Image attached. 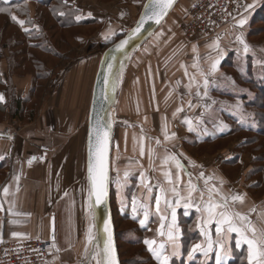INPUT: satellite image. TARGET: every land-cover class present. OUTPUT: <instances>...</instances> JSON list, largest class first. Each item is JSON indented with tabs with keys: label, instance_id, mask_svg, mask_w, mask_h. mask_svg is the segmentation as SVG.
Segmentation results:
<instances>
[{
	"label": "crops",
	"instance_id": "1",
	"mask_svg": "<svg viewBox=\"0 0 264 264\" xmlns=\"http://www.w3.org/2000/svg\"><path fill=\"white\" fill-rule=\"evenodd\" d=\"M2 1L9 3L17 0ZM242 1L243 5L253 3V0ZM73 2L79 11L77 16L81 17L79 21H91L92 31L87 34V28H82L83 32L70 44V47H55L58 56L52 60L53 63L50 66L54 75L45 84L33 122L20 124L16 120L7 119V116L3 121H0V157H3L0 159V205H2V209H0V249L7 242L39 239L47 246L46 264L75 263L72 262V253L59 251H55V255L50 253L51 248L57 250L60 245L70 244L74 241L71 233H68L70 231L68 220L71 219V214L66 203L74 191V182L78 174L77 167L84 164L85 143L82 144V141L80 142L76 136L77 143H67V138L73 134V131L76 130L75 135L81 132L83 140L84 132L81 129H76L77 124L75 123L74 126L71 115H66L68 112L66 99L69 98L70 108L78 107L77 116L81 117L84 101L87 98L88 103L91 98L93 76L97 71L101 52L118 36L128 31L139 15L145 0H111L106 2L73 0ZM117 6L115 13H111V7ZM108 8L109 10H106ZM29 10L30 16L33 17L35 7L29 4ZM245 15L248 17V21L243 31L247 43L254 49V54L250 53L244 57L245 71L241 72V57L237 52L239 46L233 43L234 34L240 29L232 28L234 20L220 27L217 36L222 37L220 44L225 49L226 55L216 74L218 84L209 89V97L205 100H201L196 95V87L191 89V94L186 87L189 83V76L196 74V69L191 67L196 55L192 48L193 45H196L200 57V67L206 72L209 63L205 58L210 54L216 55L206 45L215 40L217 36L195 35L188 37L182 29L161 26L142 47L134 52L120 77L116 100L119 113L121 116L134 119L138 126L133 129L120 127L113 130L112 159H117L116 166H114V178L124 184L123 188L119 186V192L125 197H128L126 192L132 186L130 200L133 195L141 202L145 200L146 189L140 186L139 179L141 172L145 173L150 186L153 187L150 201L151 214L147 227L144 228L147 232L146 239H160L156 233L160 221L155 211V196L159 194V187H163L167 198L174 202L170 191L173 185L168 184L162 175L163 171L170 170L173 180H175L177 174V169L172 162L162 166V160L167 153L176 154L184 166L185 171L180 172V183L177 186L182 195H186V185L189 179L186 173H191L193 183L199 189H204V181L198 179L199 173L203 171L206 177H215L210 183L219 184L220 180L223 181L221 190L225 195H243V203H235L234 208L241 213L249 214L258 228L264 227V217L260 216L261 213H264V189L253 176L255 157L250 151L251 146L243 143L245 137L241 136L242 132L230 131L231 121L239 118V115H234L229 106L240 102L243 114L247 117L243 122L245 129L252 128V116L248 114H253L254 107L251 103L254 98V88H264V69L259 63L264 58V40L259 41L258 38L264 35V0H256L255 7ZM74 20L77 21L76 17ZM176 22L177 20L173 21L172 25ZM128 25H130L129 28ZM88 45H99L105 48H95L99 51L98 54L94 53L95 49H90L87 52ZM67 52H77L68 64H66L67 59L64 55ZM86 53L88 55L84 56ZM89 54L88 60H82L89 57ZM47 59L51 60L48 57ZM181 65L187 68V76L185 67H181ZM87 70H89L88 75L90 76L89 81L86 80L88 87L86 91L85 89L78 90L77 82L72 80L76 74L82 73L78 83L85 86L84 77ZM222 76L231 77L237 90H233L225 83L221 79ZM0 78L4 84L6 81L10 84L9 91H7V87L0 89V94H3L5 98L4 102L7 99V92H13L15 98L23 99L31 86L30 75L7 74L5 60L0 62ZM196 79L199 81L201 77L197 74ZM71 81L73 82V91L69 95L67 85ZM170 93L171 95H169ZM213 101L216 103L213 104ZM189 102L194 106H200L189 107ZM205 103L211 105L214 114L205 115L203 123L199 124L195 131H188V126L184 121L192 119L195 125L196 119L204 111ZM180 107L183 108V111L174 116L176 109ZM13 122L17 123V129H13ZM220 122L226 124L227 129L221 131L218 127ZM165 125L169 135L175 133L174 139L165 140ZM227 133H229L226 135L228 139H234L228 143H219L220 139L218 138ZM239 136L241 137L238 138ZM133 137L136 138L135 151ZM141 137H143L144 145V156L142 157L140 156ZM56 138H60L58 143ZM157 140L161 142L159 145L156 143ZM149 149L154 150L151 165ZM181 153L183 155H180ZM33 157L35 159L29 165L28 160ZM190 162L196 166H191ZM126 170L130 175L125 183L123 174ZM17 176L20 177L18 182L15 179ZM5 187L9 188L7 196L3 193ZM206 198L207 192H205ZM194 199L196 203H199V192L194 193ZM123 208L131 210V205L126 204ZM253 208L256 209L255 212L250 211ZM161 209L162 211L164 209L163 201ZM57 211L61 214L64 213L65 227L60 230L57 226ZM188 212V215H184L183 207L177 208L178 223L180 226L196 232L198 235L196 242H198L202 239L196 228L200 214L196 212L195 208L188 209ZM11 213H17V215ZM129 214L132 215V213ZM142 218L143 209H138L137 223ZM53 220L54 231L51 233L50 224ZM138 225L140 226L139 223ZM149 228L151 231L148 230ZM14 232L21 235L14 237L12 235ZM53 235L55 236V248L52 247ZM232 235L235 256L242 252V259L247 264L246 246L239 250L235 249V234ZM199 259L203 258L198 255ZM209 263L214 264V254L213 258L208 261Z\"/></svg>",
	"mask_w": 264,
	"mask_h": 264
},
{
	"label": "snow or ice",
	"instance_id": "2",
	"mask_svg": "<svg viewBox=\"0 0 264 264\" xmlns=\"http://www.w3.org/2000/svg\"><path fill=\"white\" fill-rule=\"evenodd\" d=\"M174 0H150V3L145 5V12L141 15L137 27L129 33L128 38L121 40V42L115 45V51H123L125 46L137 35H139L144 28L145 24L149 21H153L159 24L163 17L167 14V10L172 7ZM256 0H253L251 4H244L242 7L244 11L238 13V17H233L235 23L232 25L233 29H240L239 32L234 34L233 43L238 45V55L241 57L240 61V71H245V60L250 53L254 54V49L247 43L244 26L248 21V17L245 13H248L250 9L254 8ZM0 11H9L8 9H0ZM64 15V13H60ZM123 15V14H122ZM13 21H16L24 26V21L18 20L15 15L11 16ZM80 16H76V20L79 21ZM26 32L27 28L24 29ZM222 37L217 36L210 44L206 45L212 52L216 55L211 54L205 58L209 63L208 70L205 72L200 67V57L198 54V49L196 45H193L192 51L195 53L194 62L191 65L192 68L196 69V74L189 76V83L186 86L191 94V89L196 87V95L200 97L201 100H205L209 97V89L212 86L218 84L217 73L219 72V66L221 61L226 55V51L221 47L220 40ZM127 58V57H126ZM115 59L114 57L112 58ZM260 66L264 69V58L260 60ZM108 73L111 75L112 63L107 65ZM181 67H185L181 65ZM122 74V73H121ZM201 77V80L196 79V75ZM185 75H188L187 68L185 67ZM221 79L227 83L233 90H237L235 82L232 81L231 77L222 76ZM120 77H117V82H119ZM104 83L107 85L109 83L108 76L104 78ZM179 83V82H178ZM115 85H113V90ZM201 89L203 90L201 92ZM243 91V90H240ZM171 95V93L169 94ZM107 99V97H106ZM5 100L3 94H0V103ZM213 104L216 102L213 101ZM189 107H196L200 105H192L191 102L188 104ZM204 111L201 113L200 117L196 119V124L194 125L192 119H186L184 123L188 126V131H195L197 126L203 123V117L205 115H213L214 112L211 105L204 104ZM234 115H239L241 122L243 123L247 117L243 114V107L240 102H237L233 106H229ZM183 111V108H177L174 116ZM251 116V114H248ZM221 131L227 129V125L220 122L218 125ZM111 123L104 124L99 117L96 118L95 123L90 125L89 141H88V202H89V219L93 222L92 226L95 225V221L98 219V209L102 206L107 205L108 196V185H109V150H110V133ZM93 133L95 134L93 136ZM165 140H172L175 138V133L169 135L166 131V125L164 128ZM11 138V137H9ZM134 140V151L136 138ZM157 145L161 142L156 141ZM118 151V146H117ZM167 153V150H166ZM149 163L152 164V157L154 155V150L149 149ZM180 155H183L182 153ZM140 156H144V145L143 137L140 138ZM3 159V157H0ZM35 157L28 160V164L31 165ZM172 162L177 169V174L175 180L170 170L163 171L162 175L168 184L173 185L170 189L172 196L174 197V202L172 199L167 198V193L163 187H159V194L155 196V211L159 217L160 226L156 229L157 236L160 239H144L143 244L146 245L148 252L151 254L153 259L157 264H175L176 260L183 261V264H208V261L213 258L214 254V264H229V261L233 259V235L234 237V247L239 250L246 246V261L247 264H264V227L258 228L257 225L250 218L249 214H244L239 212L234 208L235 203H243L244 196L240 194H232L230 196L225 195L222 192L223 181L220 180L219 184L210 183L215 177L205 176V173L201 171L199 173L198 179L204 181V189H199L196 184L192 181L191 173H186L189 177L186 185V195H182L178 190V185L180 183V172L185 171L184 166L181 164L177 155L174 153H167L162 160V166L168 165ZM138 163V162H137ZM191 166L196 165L190 162ZM130 173L125 171L123 174L124 182L128 180ZM18 182L20 177H15ZM140 186L146 189V195L144 202H141L139 198L133 195L131 200V211L132 219H137L138 209H143V218L138 220V223L142 228L147 227L149 221V216L151 214V204L153 187L150 186L148 178L144 172L140 173ZM117 184L123 188L124 184L117 180ZM18 190V189H17ZM199 192V203L195 202L194 193ZM205 192H207V198L205 199ZM5 196L9 193V188L5 187L3 189ZM67 195V193H65ZM164 203V209H161V203ZM183 207L184 215H188V209L195 208L196 212L199 213L196 228L199 230V235L202 237L198 242H193L186 251H182L181 237L182 230L178 223L177 208ZM2 209V205H0ZM170 210V212H169ZM255 212L256 209L250 210ZM17 215V213H11ZM264 217V213L260 214ZM14 223V222H13ZM54 225V220H53ZM214 225V228H213ZM92 226L89 227L87 233L88 243H92L95 240L94 247L97 249L95 255L91 259L96 260V264H118L116 258V251L112 240V229L110 220L104 219L102 221V230L97 231L95 235L92 232ZM151 231V229H148ZM54 231V227H53ZM12 235L19 236V233H12ZM102 241V243H101ZM55 245V236L53 235V245ZM59 251V249H57ZM87 254V248H85ZM198 255L203 259L198 260ZM99 257V258H97Z\"/></svg>",
	"mask_w": 264,
	"mask_h": 264
},
{
	"label": "trees",
	"instance_id": "3",
	"mask_svg": "<svg viewBox=\"0 0 264 264\" xmlns=\"http://www.w3.org/2000/svg\"><path fill=\"white\" fill-rule=\"evenodd\" d=\"M196 1L198 0L193 2ZM29 4L35 7L33 17L30 16ZM0 9L10 10V14L9 11H0V62L5 60L7 74L30 75L32 78L31 86L23 99L15 98L13 92H7L6 101L0 103V121H3L7 116V119L16 120L20 124L31 123L36 117L38 103L45 89V84L54 75L50 66L53 63L52 60L58 56L55 47H60L63 43H65L66 48L70 47V44L83 32L82 28H87L86 33L89 34L92 31L91 21L77 22L74 20L79 11L75 8L73 0H17L9 3L0 0ZM242 11H244L243 8ZM60 13H64V15H60ZM12 15H15L18 20L24 21V26L21 27L19 23L13 21ZM25 28L28 29L27 32L24 30ZM124 34L118 36L115 41ZM67 39L71 41H67ZM95 48L102 49L105 47L88 45L86 50L89 52L90 49ZM47 57L51 60H48ZM73 57L66 56V64ZM6 87L9 91V82L6 81L4 84L0 78V89H6ZM251 104L254 107L251 115L253 127L245 129L240 117H237L231 121L230 131L242 132L241 136L245 137L243 143L251 146L250 151L255 157L253 176L264 189V88H254V98ZM6 113L7 115H5ZM226 135L229 133L218 138L220 139L219 143H228L234 139H228ZM112 157L113 151L111 152V207V195L116 190L114 183L117 182L114 178V160ZM118 193H120L119 188ZM130 216L129 214L122 216L121 221L125 223L122 225V232L118 231L114 224L120 264H157L148 252L146 245L143 244L147 234L146 229L140 227L137 221ZM126 222L131 226H127ZM180 227L182 230V251H186L193 242L198 240V235L186 227ZM126 232L129 233V238L124 241L123 237ZM242 258V252L236 256L233 252V259L229 264H245ZM175 264H183L182 259L176 260Z\"/></svg>",
	"mask_w": 264,
	"mask_h": 264
},
{
	"label": "rangeland",
	"instance_id": "4",
	"mask_svg": "<svg viewBox=\"0 0 264 264\" xmlns=\"http://www.w3.org/2000/svg\"><path fill=\"white\" fill-rule=\"evenodd\" d=\"M193 3L194 2H192V0H181L178 3V6L173 10V12L169 15L167 20L161 26L162 27H176V28H179V30L182 29V23L185 21V19L187 17V13H188V11H189V9ZM117 8H118V6L113 7V8L111 7V13H115ZM106 10H109V8ZM178 15H180V16H178ZM175 20H177L176 24L172 25V22ZM134 22H133V24H134ZM127 27L129 28L130 25H128ZM260 27H262V26H260ZM258 38H259V41H262V40H264V35L260 36ZM67 41H71V40L67 39ZM62 46H65V43H63ZM96 49H98V48H96ZM96 49H95L94 53L99 54V51ZM75 54H77V52H69V53L67 52L64 55L65 56H74ZM101 54H102V52H101ZM133 54L130 57V60L132 59ZM86 55H88V53H86L84 56H86ZM89 58H90V54H89V57H87L86 59H82V60H88ZM88 74H89V70H87V72L85 74V77H84L85 81L86 80L89 81V79H90V76ZM95 74H96V72H95ZM95 74H94L93 78L95 77ZM81 76H82V73L76 74L74 79L72 78L73 79L72 81L77 82V83L76 82L75 83H76V87L78 90L85 89V91H86V88L88 87V81L85 82V86H84V84L78 83V79ZM72 81L67 85V91H68L69 95H71V92L73 91V88H72L73 82ZM93 81H94V79H93ZM91 84H92V80H91ZM91 84H90V86H91ZM57 88L58 87L56 86V89ZM53 90H55V89H53ZM90 96H91V94H90ZM68 99L69 98L66 99V103L68 104V112L66 113V115H71L74 126L77 124L76 129L77 130L81 129V131L84 132V140H83V134L81 135V132L78 135H75V132H76V130H75V131H73V134L69 138H67V143H77L76 139H75V136H76V137H78V139H80V142L82 141V144H83L86 142L87 113H88L91 98H89L88 103H87V98L84 101V110L82 112L81 117L77 116V111L79 110L78 107L77 108H70L69 103H68ZM86 106H87V108H86ZM80 109H81V105H80ZM108 115H109V121L113 125V128L119 129L120 127H122V128L125 127L128 129H133V127L138 126L136 124V122L134 121V119H132L131 117H126V116L120 115L119 110H118V102L117 101H116L114 108L109 112ZM13 123H14L13 129H17L18 128L17 123L16 122H13ZM59 140H60V138L59 139L56 138L57 143ZM83 161H84V164H82L81 166L78 165V167H77L78 174H77L76 180L74 182V191L72 192V194L70 195V197L68 199V202L66 203V207H67V209H69L70 214H71V219L68 220V226L70 225V231L68 233H71L72 239L74 241L70 244L60 245L59 246V252L72 253V255H73L72 262L74 261L75 262L74 264H96V260L91 259V257L93 255H95L97 252V249L94 247L95 243H94V241L92 243H88V239H87L88 229L90 226H92L93 222L90 221L89 216H88L89 202H88V183H87V179H86L85 154H84V160ZM114 161H115L114 166H116L117 159L115 158ZM114 188H116V190H115V192L113 191V193L111 195V202H112L111 210H112V215H113V223L117 226V230L122 232V230H123V229H121L122 225L125 224L121 221L122 216H126V214L132 213V211L129 208H127V209L123 208L126 204L131 205L130 192H131L132 186H131V189L129 191L127 190V192H126L128 197H125L123 194L118 193L119 185L117 184V182L114 183ZM56 215H57V226L59 227V230H60L61 228L65 227L64 213L61 214L59 211H57ZM130 217L132 218V215ZM115 225H114V227H115ZM126 225L131 226L128 224V222H126ZM58 227L56 228V231L58 230ZM92 232L95 235V231H94L93 226H92ZM128 238H129V233L126 232L124 234L123 239H124V241H127ZM146 238H147V234L145 236V239ZM85 248H87V254L85 252ZM55 251H57V250H54L51 248L50 253H52V255H55L54 254ZM97 258H99V257H97Z\"/></svg>",
	"mask_w": 264,
	"mask_h": 264
},
{
	"label": "water",
	"instance_id": "5",
	"mask_svg": "<svg viewBox=\"0 0 264 264\" xmlns=\"http://www.w3.org/2000/svg\"><path fill=\"white\" fill-rule=\"evenodd\" d=\"M180 0H174V3L171 8L167 10V14L163 17L159 24H156L153 21H149L145 24L141 33L135 36L128 45L125 46L123 51H115V45L119 44L121 40L128 38L130 32H132L138 25L141 15L145 12V5L150 3V0H145L139 15L137 16L134 24L131 28L118 40L111 43L103 52L97 67V71L94 77V82L91 91V99L89 104V109L87 113V128H86V142H85V159H86V179L88 183V141L90 133V125L95 123L97 117L104 123H109V112L114 108L117 100L118 94V84L117 77H121L127 62L134 52H136L140 47H142L148 39L161 27L167 17L171 14L175 6L179 3ZM115 58L114 60L112 58ZM127 57V58H126ZM112 63L113 67L111 70V75L108 73L107 65ZM108 76L109 83L105 85L104 78ZM113 85L115 88L113 90ZM107 97V99H106ZM111 123V122H110ZM113 125L111 124L110 135V150H109V185H108V196H107V205L106 207H101L98 209V219L95 221L94 231L102 230V221L104 219L110 220L111 229H112V240L116 251V258L118 264H120L119 256L116 246V237H115V228L113 223V215L111 210L110 203V190H111V152H112V139H113ZM95 134L93 133V136ZM89 187V184H88ZM53 221L50 224V231L53 233ZM95 243V240H94ZM102 243V241H101Z\"/></svg>",
	"mask_w": 264,
	"mask_h": 264
},
{
	"label": "built area",
	"instance_id": "6",
	"mask_svg": "<svg viewBox=\"0 0 264 264\" xmlns=\"http://www.w3.org/2000/svg\"><path fill=\"white\" fill-rule=\"evenodd\" d=\"M242 0H198L194 2L182 29L186 36L215 37L223 25L242 12ZM48 252L39 239L7 242L0 249V264H46Z\"/></svg>",
	"mask_w": 264,
	"mask_h": 264
},
{
	"label": "bare ground",
	"instance_id": "7",
	"mask_svg": "<svg viewBox=\"0 0 264 264\" xmlns=\"http://www.w3.org/2000/svg\"><path fill=\"white\" fill-rule=\"evenodd\" d=\"M176 7V6H175ZM108 117H109V115H108Z\"/></svg>",
	"mask_w": 264,
	"mask_h": 264
}]
</instances>
